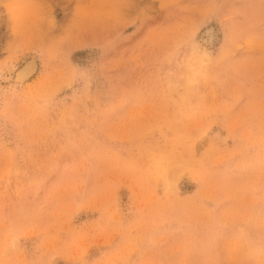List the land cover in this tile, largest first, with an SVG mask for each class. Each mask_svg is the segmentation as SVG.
Returning a JSON list of instances; mask_svg holds the SVG:
<instances>
[{
    "label": "rangeland",
    "instance_id": "374dc122",
    "mask_svg": "<svg viewBox=\"0 0 264 264\" xmlns=\"http://www.w3.org/2000/svg\"><path fill=\"white\" fill-rule=\"evenodd\" d=\"M0 264H264V0H0Z\"/></svg>",
    "mask_w": 264,
    "mask_h": 264
}]
</instances>
